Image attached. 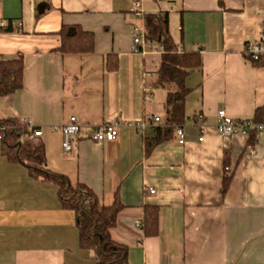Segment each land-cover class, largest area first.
I'll list each match as a JSON object with an SVG mask.
<instances>
[{"label": "crops", "instance_id": "1", "mask_svg": "<svg viewBox=\"0 0 264 264\" xmlns=\"http://www.w3.org/2000/svg\"><path fill=\"white\" fill-rule=\"evenodd\" d=\"M141 2L138 15L135 0H0V27L12 24L0 31V57L22 55L25 66L22 88L0 97V118L41 129L47 167L72 184H86L105 204L117 194L124 208L111 235L128 246L130 264H264V132L223 136L214 128L220 109L253 119L264 107V62L245 56L264 33V0ZM161 11L179 50L199 51L202 65L186 79L185 142L173 133L147 154L145 135L166 120L163 50L150 43L133 51L132 29L146 30L144 15ZM63 25L91 32L93 51H57ZM72 115L80 131L65 152L58 128ZM195 115L210 125L203 141ZM113 121L114 140H91ZM146 205L159 207L156 236L140 227ZM0 264H95L59 187L32 177L1 145Z\"/></svg>", "mask_w": 264, "mask_h": 264}, {"label": "trees", "instance_id": "2", "mask_svg": "<svg viewBox=\"0 0 264 264\" xmlns=\"http://www.w3.org/2000/svg\"><path fill=\"white\" fill-rule=\"evenodd\" d=\"M144 18L146 39L160 44L163 50L158 81L167 91L166 120L163 125L154 126L153 131L145 135V150L148 154L157 144L169 139L175 129L184 123L185 98L189 91L186 79L191 69L202 65V57L199 51L179 50L169 30L167 11L146 13ZM3 30H12V24L0 27V31ZM59 35L61 44L57 51L60 53H86L94 49V35L78 25H63ZM24 68L22 55L11 59L0 57V97L12 95L22 88ZM107 68L113 71L118 69L115 55L107 56ZM199 118L198 115L194 116L195 120ZM253 120L264 122V107L256 111ZM35 129L38 128L15 117L0 118V145L3 153L9 160L23 163L32 177L52 182L59 187L63 205L75 212L80 246L94 252L95 264H130L128 246L117 242L111 235V229L117 225V216L124 208L117 194L110 204H105L86 184H72L67 175L49 169L44 144L38 136H31ZM230 178V174L225 172L224 186L228 185ZM140 227L147 237L159 233L158 206H144Z\"/></svg>", "mask_w": 264, "mask_h": 264}, {"label": "built area", "instance_id": "3", "mask_svg": "<svg viewBox=\"0 0 264 264\" xmlns=\"http://www.w3.org/2000/svg\"><path fill=\"white\" fill-rule=\"evenodd\" d=\"M134 10L138 15L142 14V2L141 0H135ZM3 26V22L0 24ZM20 27V26H19ZM133 51L139 52L143 50V48L149 45L151 42L146 39V30L134 26L133 29ZM245 56L246 58L256 64L261 61H264V33H262L256 40L252 42H248L245 46ZM153 120L155 122L160 121L159 116H154ZM27 123L31 126L30 121L26 120ZM195 125L199 129V140L203 141L205 139V135L210 129V125L206 123L205 120L199 118L195 120ZM118 122L113 121L109 123H103L97 126L94 132L91 135V140L95 142H104V141H112L118 136ZM139 127L144 128L143 124H140ZM215 130L222 134L223 136H234L237 134H251L253 131L255 133L264 132V122H256L253 119L248 118H239L234 119L227 115L224 109H220L217 115V122L214 126ZM61 130L63 134V142L62 147L65 152H70L73 148L74 137L80 131V124L76 118V116L72 115L69 117L67 123L59 126L58 128ZM42 133L41 129H35L34 133L31 136H40ZM176 136L178 138V142L183 144L185 142V133L183 126H178L175 129ZM150 193H154L155 190L153 188H149Z\"/></svg>", "mask_w": 264, "mask_h": 264}]
</instances>
